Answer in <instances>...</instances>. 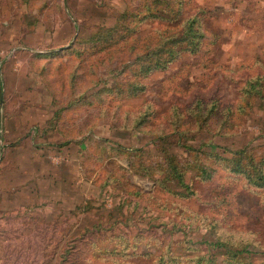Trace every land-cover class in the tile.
Masks as SVG:
<instances>
[{"label": "rangeland", "instance_id": "rangeland-1", "mask_svg": "<svg viewBox=\"0 0 264 264\" xmlns=\"http://www.w3.org/2000/svg\"><path fill=\"white\" fill-rule=\"evenodd\" d=\"M257 75L264 0H0V264H264Z\"/></svg>", "mask_w": 264, "mask_h": 264}, {"label": "trees", "instance_id": "trees-1", "mask_svg": "<svg viewBox=\"0 0 264 264\" xmlns=\"http://www.w3.org/2000/svg\"><path fill=\"white\" fill-rule=\"evenodd\" d=\"M199 22V18L197 16H194L191 21H190V25H189V32H187V35H189L187 37V39L189 40V51H191V53H195L198 51L199 49V42L201 41V39L203 40V38L205 37V34L202 30V26ZM201 27V29L199 28V25ZM202 30V31H201ZM198 38V43H196V40ZM62 51L64 52L65 49L63 48ZM160 52V49H157V50H154L153 52H149L147 54V56H151L152 54L155 56L154 57V61H153V65L152 66H148V68L146 69V72H149L151 70H154V69H158V68H163L166 64H168L169 61H171V59L173 58V56H177L178 52L175 51V50H172L170 49L169 50V56H170V60L169 59H164L163 57L161 56H157L156 53ZM181 52V51H180ZM263 81H264V75H257L256 77L254 78H251L247 81L245 87L243 88L244 89V92H247V93H251L253 89H256L257 86L261 87L263 84ZM1 83V82H0ZM251 87V88H250ZM248 88H250V90H248ZM2 83H1V87H0V94L2 92ZM245 149L238 152L237 154H242L244 153ZM236 167H239V165L237 164ZM240 169V168H239ZM235 171H238L237 169H235ZM240 171L244 172L245 174H247L248 178L249 176L252 178V179H255V183H258L257 185H262V183L264 184V177L262 176L263 174V169L262 167H258V169L254 172L250 171V170H244V169H240ZM260 179H263V180H260ZM259 180V181H258ZM258 181V182H257Z\"/></svg>", "mask_w": 264, "mask_h": 264}]
</instances>
